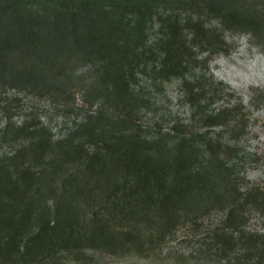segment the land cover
<instances>
[{"label":"trees","instance_id":"16d2710c","mask_svg":"<svg viewBox=\"0 0 264 264\" xmlns=\"http://www.w3.org/2000/svg\"><path fill=\"white\" fill-rule=\"evenodd\" d=\"M236 35L264 52V0H0V264H264L247 107L210 68Z\"/></svg>","mask_w":264,"mask_h":264},{"label":"rangeland","instance_id":"374dc122","mask_svg":"<svg viewBox=\"0 0 264 264\" xmlns=\"http://www.w3.org/2000/svg\"><path fill=\"white\" fill-rule=\"evenodd\" d=\"M230 52L218 54L210 64L211 73L216 80L226 84L235 97L242 99L247 107L250 119L247 135L240 141V146L250 154L248 161V178L254 184L264 188V108L252 106L251 101L256 94L264 92V52L257 47L248 36L236 35L229 37ZM166 101L169 110L183 120L190 116V109L181 101L180 82L173 81L167 86ZM235 100H233L234 102ZM232 102V103H233ZM264 219L255 218L250 229L259 231ZM190 231L183 229L178 233L177 241L172 250L179 255L183 253L180 240L186 238ZM111 264H181L170 258H128L114 260Z\"/></svg>","mask_w":264,"mask_h":264}]
</instances>
